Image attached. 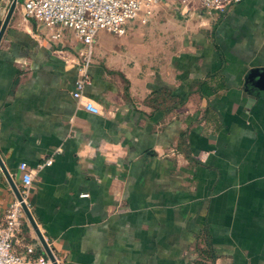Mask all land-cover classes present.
I'll use <instances>...</instances> for the list:
<instances>
[{
  "label": "crops",
  "instance_id": "crops-1",
  "mask_svg": "<svg viewBox=\"0 0 264 264\" xmlns=\"http://www.w3.org/2000/svg\"><path fill=\"white\" fill-rule=\"evenodd\" d=\"M140 19L123 37L97 36L83 93L93 114L73 98L82 43L12 16L0 218L24 163L57 264H264V92L248 78L264 70V0L202 17L160 3Z\"/></svg>",
  "mask_w": 264,
  "mask_h": 264
},
{
  "label": "built area",
  "instance_id": "built-area-1",
  "mask_svg": "<svg viewBox=\"0 0 264 264\" xmlns=\"http://www.w3.org/2000/svg\"><path fill=\"white\" fill-rule=\"evenodd\" d=\"M2 0H0L1 2ZM243 0H18L23 11L24 21H33L54 31L53 39H59L65 31L71 32L82 43L86 51L79 66V76L75 81L73 98L79 108L98 114L100 111L92 101L84 96L90 82L88 68L91 64L93 46L99 32L106 31L116 37H123L127 26L141 17L142 24L148 22L152 9L166 2L181 6L186 13L195 12L199 17L225 14ZM57 152H60L58 150ZM53 164V158L38 166L41 170ZM22 174L23 201L15 200L3 217L0 218V264H53L40 241H29L23 234L24 225L32 228L23 204L31 212L27 201L33 184V172L28 165H19ZM46 240V239H45ZM47 242V240H46ZM49 246V244H48ZM50 247V246H49Z\"/></svg>",
  "mask_w": 264,
  "mask_h": 264
},
{
  "label": "water",
  "instance_id": "water-1",
  "mask_svg": "<svg viewBox=\"0 0 264 264\" xmlns=\"http://www.w3.org/2000/svg\"><path fill=\"white\" fill-rule=\"evenodd\" d=\"M17 5H18V0H13L6 17L3 20L0 19V44H1V42L5 36V33L7 31V27H8V25L12 19V16L17 9ZM248 78H249V82H251V84H253L255 86V88L264 92V70L252 71ZM0 167L4 171L5 176L7 178H9L8 173L6 172L1 159H0ZM12 188H13V191L15 192L17 200L23 201V198H22L19 190L14 185H12ZM22 206H23V209L26 213V216H27L35 234L37 235V237H38V239H39V241H40V243H41V245H42V247L46 253V256L51 260V262L53 264H57L56 259L53 255L50 247L48 246V243L46 242L44 236L42 235L41 231L39 230L32 213L29 211V209L27 208V206L25 204H23Z\"/></svg>",
  "mask_w": 264,
  "mask_h": 264
},
{
  "label": "rangeland",
  "instance_id": "rangeland-1",
  "mask_svg": "<svg viewBox=\"0 0 264 264\" xmlns=\"http://www.w3.org/2000/svg\"><path fill=\"white\" fill-rule=\"evenodd\" d=\"M12 1L13 0H2L0 2V19L3 20L6 17L8 10L12 4ZM163 3H166V2H163ZM19 8L21 9V7H19L17 5V10L15 11V14L13 15V20L15 22H22L23 21V17H22L23 11H22V9L18 10ZM29 21H31V20H29ZM128 31H129V27L127 28V33H128Z\"/></svg>",
  "mask_w": 264,
  "mask_h": 264
}]
</instances>
